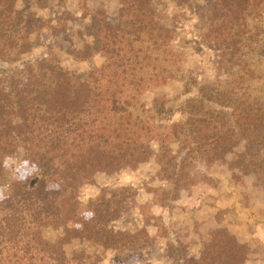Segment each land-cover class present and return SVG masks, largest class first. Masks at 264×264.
<instances>
[{
	"label": "trees",
	"instance_id": "16d2710c",
	"mask_svg": "<svg viewBox=\"0 0 264 264\" xmlns=\"http://www.w3.org/2000/svg\"><path fill=\"white\" fill-rule=\"evenodd\" d=\"M16 2L0 0L2 62L14 60L15 50L29 52L39 28L36 14ZM118 4L109 15L79 0L80 17L89 21L79 33L93 42L82 38L70 55L86 61L98 54V68L78 72L42 57L16 71L0 69V184L6 157L20 154L36 165L0 198V264H97L98 256L65 246L89 241L123 250L138 243L145 230L115 225L133 195L129 186L102 187L88 201L90 215L79 214L80 188L100 172L132 171L152 159L160 173L177 176L179 188L182 178L185 187L197 181L189 175L195 161L226 164L233 178L251 176L264 190V0L208 5L200 38L214 47L223 79L185 76L173 17L154 0ZM173 80L183 82L181 116L157 122L175 107L157 92ZM146 92H155L150 104ZM249 252L247 242L218 226L198 256L173 264H244Z\"/></svg>",
	"mask_w": 264,
	"mask_h": 264
},
{
	"label": "rangeland",
	"instance_id": "374dc122",
	"mask_svg": "<svg viewBox=\"0 0 264 264\" xmlns=\"http://www.w3.org/2000/svg\"><path fill=\"white\" fill-rule=\"evenodd\" d=\"M92 8H103L109 15L118 12V0H86ZM212 0H154L157 7L173 17L174 43L182 49L186 60L185 76L213 79L223 75L215 70L216 51L201 41L206 9ZM79 0H17L16 6L36 14L33 48L26 53L13 51L15 59L0 61V69L16 71L22 62L36 64L46 57L58 60L63 66L84 72L98 68L102 57L93 54L86 61H76L70 52L81 44L82 38L93 42L91 36H80L88 19L80 17ZM58 19V21L56 20ZM58 24L56 32L51 25ZM63 27V29H62ZM61 28V29H60ZM183 82L173 80L157 92L164 93L174 109L156 116L157 122H170L180 118L179 104ZM155 92H146L144 99L150 104ZM189 175L197 179L187 187L186 179L176 188L177 176L168 178L159 172L154 160L142 163L132 171L114 174L97 173L80 188L78 212L90 215L88 201L102 187L129 186L133 193L127 208L115 221L116 227L129 231L145 230L142 239L123 250L105 249L89 241L67 244L68 253L84 249L99 257L97 264H173L185 256H198L202 241L211 228L224 226L239 240L247 242L250 252L244 264H264V190L254 184L253 177L233 178L226 164L206 166L197 162ZM36 172V165L22 155L6 157L4 175L0 184V198L9 194L12 181L25 179ZM147 216L148 221L147 220ZM70 225L79 226L71 223ZM55 232H49L54 236Z\"/></svg>",
	"mask_w": 264,
	"mask_h": 264
}]
</instances>
